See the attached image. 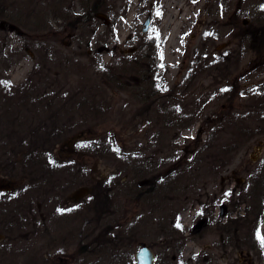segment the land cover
Segmentation results:
<instances>
[{
	"label": "rangeland",
	"instance_id": "rangeland-1",
	"mask_svg": "<svg viewBox=\"0 0 264 264\" xmlns=\"http://www.w3.org/2000/svg\"><path fill=\"white\" fill-rule=\"evenodd\" d=\"M181 1L182 6L174 7V21L164 26L165 0H0V67L11 64L8 75L14 79L13 84L26 73L29 75L32 81L21 92L32 94L30 99L36 100L37 95L50 96V100L44 98L38 118H18L14 123L13 116L23 108L12 105L9 117L0 116V141L7 144L36 142L43 135L44 143L49 145L82 128L85 136L99 144L92 153V174L94 177L109 175V180L100 185L91 182L94 193L107 192V203L103 204V196L97 197L102 204L85 202L78 211L87 219L84 224L78 223L77 212L55 215L57 211L50 199L58 197L60 204L65 202L62 193L84 181L88 173L78 163L62 164L56 175L50 176L60 183L61 189L48 192V202L44 199L43 209L49 215L47 228L43 225L41 230L35 215L37 220L29 221L27 251L20 254V239L17 245L0 242V264L15 262L14 257L21 256L27 258V264H58L65 256H70V264H135L134 252L140 242L151 247L157 243L155 248L159 253L168 248L163 242L167 220H172L176 209L174 201L184 206H181L179 222L185 232L179 234L182 239L176 237L177 244L172 243L170 250L173 253L182 250V254L179 259L169 255L155 264H264V145L258 147L257 144L264 140V84L257 89H245L242 95L236 92L233 99L229 97L230 89L221 91L203 106V98L196 96L198 89L190 92L184 98L188 111L183 114L187 116L188 126L181 131L175 124L171 131L157 132L160 143L188 146L184 156L187 159L183 170L185 178L177 172L179 167H174L176 172H172L177 181L183 179L177 189L186 191L187 188L186 194L183 198L175 196L171 204L164 203L165 208L156 210L143 199L139 207L127 214L117 208L118 178L123 175L122 168L126 170L131 165L120 159V145L145 154L151 149L147 144L155 139L153 122L147 114L143 115L141 94L137 95L140 84L145 90L144 85L155 72L156 78H183L194 85L204 77L202 84L216 78L226 86L236 74L239 81L264 77V67L258 73L247 74L255 56L249 24H261L253 14L258 0ZM183 12H186L184 17ZM147 14L149 28L142 32L140 23ZM171 34L172 44L169 43ZM8 39L14 48L8 45L5 52ZM22 39L28 51L20 47ZM223 42L228 45L223 50L224 55L218 58V70L205 76L204 72L210 67L207 62H211V55L205 51L217 48L219 43L222 48ZM127 48L130 51L124 53ZM33 63L35 68L31 72ZM3 77L5 74L0 70L1 84ZM143 79H146L145 84ZM1 89L0 95L4 98L6 91L4 87ZM175 103L181 104V101ZM175 118L170 117L172 121ZM176 119L177 123L183 121ZM41 121L44 128L37 129L36 124L42 125ZM6 126L24 127L13 131L3 129ZM198 129L203 132H197ZM173 156L178 157L175 150ZM234 169L235 175H231L230 170ZM222 177L229 184L241 181L236 182L234 201L227 208L228 217L231 212L230 217L235 222L230 226L222 221L215 226L212 224V233L207 236L208 225L200 217L205 208L198 207L197 202L204 199L200 186L205 182L213 183V188L206 187L209 194L205 191L204 196L211 205H216L222 195L214 192L220 188ZM174 178L172 175L170 179ZM33 199L42 200L36 195ZM209 208L206 210L211 211V206ZM56 219L62 222L59 224ZM87 226L92 227V251L88 261L79 255L82 240L78 239V229ZM64 232H69L70 236H65ZM203 232L205 235L201 238ZM231 240L235 260L231 257V262H224L213 256L216 251L227 253ZM195 251H199L200 260ZM42 252L43 263L39 259ZM20 261L16 260V264Z\"/></svg>",
	"mask_w": 264,
	"mask_h": 264
},
{
	"label": "flooded vegetation",
	"instance_id": "flooded-vegetation-1",
	"mask_svg": "<svg viewBox=\"0 0 264 264\" xmlns=\"http://www.w3.org/2000/svg\"><path fill=\"white\" fill-rule=\"evenodd\" d=\"M257 5L260 7H258ZM255 8L256 10L253 9L254 16L259 20L264 19V14H262V12H264V0H258V3L256 4ZM259 11L261 13H259ZM255 24L256 25L254 26H251L249 24V34L252 38L251 45L254 47L253 52L255 56L253 57V60L250 63L251 65L250 68H248L247 70V74L250 72L251 74L258 73L259 69H262L264 67V56L261 55V53L264 51V24ZM0 39H2L1 36ZM21 44L20 47L22 48L23 39ZM221 44H223L222 48H219V43L217 48H213V50L208 49L207 51H205L212 57V59L211 57L209 58L211 62H207L210 67L207 68L206 72H204L205 76L206 74H210V72L212 71L218 70V58L224 55L226 51L223 50H225V46L228 45L225 42ZM5 45V52L7 50L8 45L10 46V48H14L10 39L6 40ZM23 49H28L27 44H25ZM8 56V53H6V56L4 57L6 59V62L9 59ZM0 66L2 65L0 64ZM34 68L35 63L31 65V70L29 71L32 72ZM10 69L11 64H8L7 66H5V68L0 67V70H2L5 74V77L2 78V84L0 83V90H2L1 88L4 87V91H6L4 98H2L3 96L0 95V116L9 117L8 114H10L9 112H12V105H14L19 106V108H23L20 112H18L19 114L16 113V115L13 116V119H15L13 120L14 123L17 122L16 119L18 118H38L40 114H42L41 107L42 104L45 102L44 98L46 100H50V96L44 97L42 95H37L36 100L30 99L32 94L22 93L21 91L26 90L28 82L32 81V79L29 78V75H27L26 73L25 76L21 77V79L16 80L15 84H13L14 79L10 75H8ZM155 74L150 78L147 84L144 83L146 79L142 80L143 84H145L144 86H146V89L142 90V86L140 84V88H138L137 95H139V93L141 94L140 99L142 101L141 108L144 111L142 112L143 115L146 116L147 114V117H149L150 122H153L152 133L154 135L152 134V137L155 138L154 140L156 142H154L153 140L149 144L145 143L149 146L148 148H151L150 152L148 151V153L145 154L138 152V149L126 148L125 145H120V159L125 160L128 164L131 165L129 169L124 170L122 168L121 174L123 173V175H120L118 178V185L120 188L119 190H117L115 197L119 203V206L117 207L119 209V212L126 214L128 213L127 211L131 210L132 212L135 208L139 207V201H141V199H143L144 201L147 200L153 210H156L160 208H165L166 204L164 203L168 202L169 204H171L172 201L175 200L174 198H176L178 195H180V198H183L184 194H186L187 188L186 191H184V189L180 191L177 189L178 182L181 181L182 183L183 179H178L179 181H177L174 178L177 177L176 174H173L172 172L175 170L174 167H179L177 169V172L181 174L180 177L185 178L183 175V170L186 169L185 166L187 165V159L184 156L189 150L188 146L184 145L183 143V145H180L179 143L173 144L170 142L160 143L158 142L160 141V136L157 132H160L161 130L171 131L173 129L172 126L175 127V124H177V128H179L181 131H183L184 128L188 126L187 116L183 114L188 111V104L184 98H186V96H188L190 92L192 94L193 91L198 89L199 93L196 94V96L198 99L203 98V102L201 105L203 106L204 103H206L207 101L214 100L217 96H219V92L221 91H226L230 89L229 97L233 99L236 92H239V95H242L245 89H257L258 86L264 84V77L254 81L253 78L245 81H239L240 79L237 78V74L234 75V78L231 81H229V86H226V84H222V82L220 80L218 81L216 78H213L210 83L202 84V81L205 78L204 77L202 78L201 82H199L197 85H194L190 84L188 81H184L183 78L168 80L165 78H156ZM41 81H43L42 85L44 86V80L42 79ZM119 87H121L120 89H122L124 86ZM13 91H15V93ZM177 101H181V104L175 103ZM198 104L200 105V103ZM218 114L219 113H217L216 115ZM179 115L181 117H179ZM171 116H175L178 119L182 118L183 121L181 123H177L176 118L172 121V119H170ZM41 123L42 125H39V122H37V129L41 127L44 128V123L42 121ZM6 127H3V129L5 128L15 131V129H20L24 126ZM30 128L31 130L34 129L33 126H30ZM57 131L58 129H56V132ZM197 132L202 133L203 130L198 129ZM56 140H54L49 145H46V143H44L43 135H40V137H38V141L36 142H15L16 144L14 142H9L7 144L3 143V141H0V242H9L10 245H17L15 243H17V240L20 239L21 255H23V253L26 252L28 249V236L30 232L28 228L30 224L29 221H36L38 217V225L41 226L42 231L43 225H46V220L47 218H49V215L48 213H45L46 211L45 209H43V204H45V200L49 195L48 192L53 191L55 188H57V190L61 189L60 183L56 182L57 180L50 179V176L52 175L54 177V175H56V173L61 169V167H63L62 164H67L65 163L66 161H70L71 164L78 163L79 165H81L84 172L88 173V176L84 178V181L76 185L69 192L62 193L65 202L60 204V200L58 197L50 199L51 205L54 206V210L56 209L57 211L55 215L67 216L70 213L77 212L75 214L80 219H78V223L83 222L84 224L86 222L87 217L86 215L82 216L81 211L78 210H81L85 202L88 203V205L91 204L90 202L102 204V202H99V199L97 198L99 196H103V204L107 203L106 201H108L106 195L107 192H103V194L101 193V195L96 192L94 193L93 184L91 183L93 181L95 185H100L109 180V175L107 174L95 177L92 174V153L94 150H97L96 146L98 147L99 144L94 143L91 138L85 136V131L82 128L80 130H75L63 139ZM173 150L177 152L179 158L173 156ZM147 172L148 175L146 174ZM230 172L231 175H235V169L230 170ZM171 174L173 175L174 180L170 179L172 178ZM222 179L223 177L221 178V180ZM236 182L240 183L241 181L236 180L234 184L227 183L225 179L221 181V183L218 185L220 188L218 190L216 189L214 192L217 195H222L221 199L218 200V203L216 205L213 203L211 205L208 198L206 199V197L204 196L205 191L207 192V194H209L206 187L211 188L213 183L205 182L202 186H200V191H202L200 192L201 197L203 196L204 199H197V202L198 207L202 206L201 208H205V210H202L200 212V217H202L201 220H205L206 224L208 225L207 227L209 228V230H207V236L212 233V224L215 226V224H219L220 221H222L224 225L229 224L230 226L233 222H235V220L230 217L232 214L231 212L228 217L227 208H229V204L234 201ZM33 194L36 195L37 198H42V200H34ZM29 197H31V199ZM94 198L96 199L94 200ZM46 202H48V200H46ZM34 203L35 206L33 205ZM174 205L176 208L174 216L171 217V221L167 220L168 225L163 242V245H169L168 248L164 246L166 247L164 253H159L155 248V246L157 247V243L153 245L154 248L153 246L151 247L149 245L152 249L151 252L153 253L154 257L153 262L155 263L156 261L159 262L160 259H164L169 255L171 256V258H177L178 256L179 259V256L182 254V250H176L177 252L175 253L171 251L172 243L175 242L176 237L179 236L181 232H185V227L180 225L179 222V220H181L180 218H182L181 208L184 206L183 204H176L175 201ZM210 206L211 211H207L206 208L210 209ZM215 209L217 210L215 211ZM222 209V213H224V218H221ZM65 218L67 219L68 217ZM51 219L54 221L53 218ZM56 221L59 224L62 222L61 219H56ZM46 228L47 227L45 226V229ZM91 233L92 227L89 226H87L85 229H78V239L82 240V243L79 244V255H83L86 261H88V258L91 254L90 252L92 251ZM233 233H235V231ZM64 235L70 236L69 232H64ZM202 235L204 236L205 233L203 232L200 234L201 238ZM180 239H182V237H180ZM232 241L233 240L228 242L229 249L227 250V253L223 251L220 254L219 251H216V254H214V252L213 256L220 257V259L224 262H228L227 260L231 262V257H233V255L235 257V248L231 247ZM175 244H177V242H175ZM210 248H207V250ZM211 249L214 250V248ZM195 252H198L199 256V251ZM14 258L15 262L12 260L8 261L7 263L2 262V264H16V260H21L20 264L28 263L26 261L27 258L24 259L22 256L20 258ZM201 258L202 257L199 256V260ZM39 259L41 263H43V252L41 254V257L39 256ZM248 262H250L249 259ZM57 263L70 264V256H65L63 259L60 258Z\"/></svg>",
	"mask_w": 264,
	"mask_h": 264
},
{
	"label": "water",
	"instance_id": "water-1",
	"mask_svg": "<svg viewBox=\"0 0 264 264\" xmlns=\"http://www.w3.org/2000/svg\"><path fill=\"white\" fill-rule=\"evenodd\" d=\"M149 22H150V16L149 14L146 15L144 21L141 23V31L144 32L148 29L149 27ZM129 50V49H128ZM130 51V50H129ZM258 147L264 145V140L263 141H258ZM154 258L153 254L151 252L150 247L144 242H141L137 250L135 251V264H153Z\"/></svg>",
	"mask_w": 264,
	"mask_h": 264
},
{
	"label": "bare ground",
	"instance_id": "bare-ground-1",
	"mask_svg": "<svg viewBox=\"0 0 264 264\" xmlns=\"http://www.w3.org/2000/svg\"><path fill=\"white\" fill-rule=\"evenodd\" d=\"M181 3H182L181 0H165L164 16H163V22H162V24L164 26L168 25V23L171 24L174 21L175 16H176V12L174 10V7L177 6V5L182 6ZM185 15H186V12H183V17ZM172 42H173V34H171V36H170L169 43L172 44ZM262 231L264 233V226H263V230Z\"/></svg>",
	"mask_w": 264,
	"mask_h": 264
},
{
	"label": "trees",
	"instance_id": "trees-1",
	"mask_svg": "<svg viewBox=\"0 0 264 264\" xmlns=\"http://www.w3.org/2000/svg\"><path fill=\"white\" fill-rule=\"evenodd\" d=\"M261 21H264V20H261Z\"/></svg>",
	"mask_w": 264,
	"mask_h": 264
}]
</instances>
